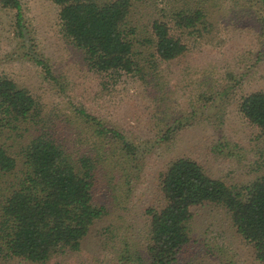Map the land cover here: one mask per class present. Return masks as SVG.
<instances>
[{
    "label": "rangeland",
    "instance_id": "374dc122",
    "mask_svg": "<svg viewBox=\"0 0 264 264\" xmlns=\"http://www.w3.org/2000/svg\"><path fill=\"white\" fill-rule=\"evenodd\" d=\"M263 1L136 3L132 20L140 40L152 38L150 27L159 20L187 51L176 60L157 62L151 43L144 42L137 54L142 72L133 75L91 71L84 53L64 35L59 7L51 0H20L26 38L20 36L16 11L0 3V78L28 90L39 102L42 118L57 123L58 139L70 148L99 147L92 125L78 117L84 109L139 143V157L144 158L139 170L129 171L138 177L129 185L117 173L111 179V163L104 162L96 197L108 215L92 229L81 251L47 264H121L126 251L142 252L145 208L157 190L158 175L174 160H194L229 185H247L264 174L255 165L264 162V136L240 111L248 95L264 92ZM184 8L201 10L206 26H198L197 32L179 29L173 14ZM31 57L45 62L51 74ZM193 213L184 261L258 264L226 213L207 205ZM0 264L31 263L0 259Z\"/></svg>",
    "mask_w": 264,
    "mask_h": 264
},
{
    "label": "trees",
    "instance_id": "16d2710c",
    "mask_svg": "<svg viewBox=\"0 0 264 264\" xmlns=\"http://www.w3.org/2000/svg\"><path fill=\"white\" fill-rule=\"evenodd\" d=\"M51 1L59 7L64 35L84 53L95 73L141 74L137 54L145 43H151L157 62L176 60L187 51L182 39L172 36L168 25L159 20L150 27L152 38L140 40L133 8L138 2L155 0ZM0 3L16 11L20 36L26 38L20 0ZM173 19L179 29L191 32L206 26L199 9L184 8ZM30 59L51 74L45 62ZM39 111V102L28 90L0 78L2 260L47 264L60 255L81 251L92 229L108 215L106 205L96 197L104 162L111 163V172L107 171L111 179L117 173L129 185L138 178L129 171L139 170L144 159L139 157V143L103 125L84 109L78 110V117L92 125V137L99 147L76 151L58 139L57 123L45 121ZM240 111L264 136V92L248 95ZM255 165L257 173L264 172L263 161ZM157 181V190L144 211L145 247L142 252L126 251L121 264H194L184 261L182 253L191 242L193 208L206 205L227 214L257 263L264 264V174L247 185H229L210 176L196 161L179 158Z\"/></svg>",
    "mask_w": 264,
    "mask_h": 264
}]
</instances>
